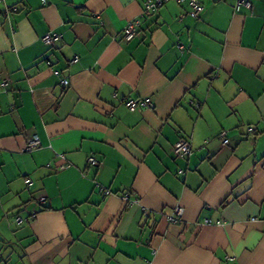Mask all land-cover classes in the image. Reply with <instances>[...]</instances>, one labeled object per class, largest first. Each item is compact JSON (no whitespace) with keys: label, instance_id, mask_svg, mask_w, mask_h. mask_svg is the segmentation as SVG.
I'll return each instance as SVG.
<instances>
[{"label":"crops","instance_id":"obj_1","mask_svg":"<svg viewBox=\"0 0 264 264\" xmlns=\"http://www.w3.org/2000/svg\"><path fill=\"white\" fill-rule=\"evenodd\" d=\"M148 1L0 0V264H264V0Z\"/></svg>","mask_w":264,"mask_h":264},{"label":"built area","instance_id":"obj_2","mask_svg":"<svg viewBox=\"0 0 264 264\" xmlns=\"http://www.w3.org/2000/svg\"><path fill=\"white\" fill-rule=\"evenodd\" d=\"M169 1H173L176 2L178 4H182L187 2L191 8L189 15L194 18V19H198L199 16L202 14L204 8L202 6V4L200 3L199 0H149L143 10V15L148 17L151 16L152 14L156 13L165 3L169 2ZM242 8H245L247 10H252V3L250 0H237V3L235 5V11L236 12H240ZM140 26V22L138 20H133L131 22H129L127 24V26L124 29L123 32V38L125 41L130 42L132 41L134 38H136L137 36V30L138 27ZM58 40V35L56 34H52V33H48L47 35L44 36L43 41L44 43L49 46V47H54L56 41ZM178 48L183 51L184 48L181 44H178ZM78 59L75 58L74 62H76ZM47 65H51L50 62H47ZM69 84V82L67 80L63 81V86L67 87ZM3 87H7L8 83L7 82H3L2 83ZM141 105L144 107H153V104L150 100H140V101H131L128 100L126 101V106L134 111L136 110V108ZM255 131L253 128L249 129V133L253 134ZM221 137L223 138V145L226 146L229 144V140L226 138V134L222 133ZM40 146V141L37 137L32 138L31 140H29L28 142V150H34L36 148H38ZM172 152L174 154L175 157L182 159V160H186L190 155H191V146L189 144L188 141H186L185 139H180L179 141H177L172 149ZM89 165L90 166H94V167H98L100 166V163L95 160L94 158H90L89 159ZM63 169V167H62ZM104 193L106 195L109 194L108 191H104ZM127 202L129 203H133L131 201V198L129 195L125 196L124 198ZM41 201H44V199H41ZM177 215L180 216L181 215V210H177ZM205 223L211 224L210 221H206Z\"/></svg>","mask_w":264,"mask_h":264},{"label":"rangeland","instance_id":"obj_3","mask_svg":"<svg viewBox=\"0 0 264 264\" xmlns=\"http://www.w3.org/2000/svg\"><path fill=\"white\" fill-rule=\"evenodd\" d=\"M12 216H13V215L9 216V217H8V220L12 219V221L15 222V219H14V217H12ZM13 222H10V223L15 224V223H13Z\"/></svg>","mask_w":264,"mask_h":264}]
</instances>
